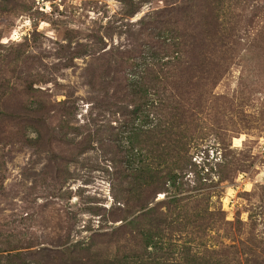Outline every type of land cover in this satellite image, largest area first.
Here are the masks:
<instances>
[{
    "label": "rangeland",
    "instance_id": "obj_1",
    "mask_svg": "<svg viewBox=\"0 0 264 264\" xmlns=\"http://www.w3.org/2000/svg\"><path fill=\"white\" fill-rule=\"evenodd\" d=\"M0 264H264V0H0Z\"/></svg>",
    "mask_w": 264,
    "mask_h": 264
}]
</instances>
